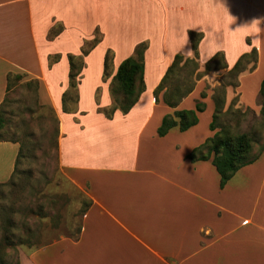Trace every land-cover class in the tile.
Segmentation results:
<instances>
[{"label": "crops", "instance_id": "crops-1", "mask_svg": "<svg viewBox=\"0 0 264 264\" xmlns=\"http://www.w3.org/2000/svg\"><path fill=\"white\" fill-rule=\"evenodd\" d=\"M190 33L201 36L200 69L221 53L227 73L256 50L255 67L239 73L225 97L259 115L264 0H0V105L8 73L42 82L58 119L62 170L90 200L77 238L34 249L19 264H264V145L220 187L211 159L186 157L215 132L207 84L219 79L203 75L176 108L153 95L176 54L194 56ZM142 42L144 90L128 112L108 118L110 81ZM70 55L83 66L62 111ZM197 100L205 107L195 125L157 134L166 114L193 110ZM17 152L16 143L0 141V167L13 171Z\"/></svg>", "mask_w": 264, "mask_h": 264}, {"label": "rangeland", "instance_id": "rangeland-1", "mask_svg": "<svg viewBox=\"0 0 264 264\" xmlns=\"http://www.w3.org/2000/svg\"><path fill=\"white\" fill-rule=\"evenodd\" d=\"M223 70L208 72L214 75L211 82L219 79L214 87L207 84L213 91L212 96L222 97L216 88L232 79L227 73L222 74ZM10 73L20 77L12 79L0 105L5 119L0 132L4 139L15 141L18 148L23 141L27 156L18 165L16 186L0 187V258L3 264H16L23 254L58 239L76 238L90 202L86 189L64 173L58 151L53 148L52 143L58 139L57 117L44 85L26 73ZM113 95L121 98L119 93ZM66 106L62 103V111ZM216 124L226 127L230 135L248 134L252 139L249 158L264 145V123L260 113L257 115L240 106L235 96L229 103L224 98ZM0 168V183L8 181L12 170ZM12 206L14 211L9 214L8 208Z\"/></svg>", "mask_w": 264, "mask_h": 264}, {"label": "trees", "instance_id": "trees-1", "mask_svg": "<svg viewBox=\"0 0 264 264\" xmlns=\"http://www.w3.org/2000/svg\"><path fill=\"white\" fill-rule=\"evenodd\" d=\"M58 29H53L51 34H56ZM200 34L190 33V40L192 49L194 52L193 57H184L181 54H176L167 68L164 76L162 77L158 86L154 89L153 95L157 101L161 94V100L169 107L176 108L180 101L186 97L194 88V85L198 79L210 71H218L226 68L224 57L221 53L214 54L205 64L204 70L201 71L199 63L197 61V46L200 41ZM98 38L95 37L92 41L85 43L82 53L85 54L89 48H91ZM146 49V43H139L134 50L133 55L124 59L117 67L116 73L112 78L111 95L112 104L102 110L103 114L110 118L116 110H120L122 113H126L136 103L139 95L144 90L143 70H144V50ZM69 59V88L63 94V101L65 103L66 98H71L74 94L77 84V76L83 66V60L81 56L70 55ZM257 59V53L255 49L243 54L236 61L231 69L227 71V74L231 76V81L228 85H237V76L239 73L246 69L252 70L255 67ZM112 54L108 51L104 57V76L107 75L108 68L111 65ZM20 77L18 74L8 73L6 78V91L11 86L12 79ZM226 85L221 84L216 89L219 90L222 97L212 96L214 102V111L212 114V120L209 124L210 130L215 131L212 136L205 139V141L199 146L195 147L190 153L187 154V158L191 161L208 160L211 159L217 173L219 174V185L223 187L224 184L236 173V171L252 163L262 151L261 150L253 157L249 158L248 154L251 150L252 139L246 133H240L237 135H230L229 131L224 126H218L216 124L219 114H221V108L224 104ZM114 93H119L121 98L113 97ZM204 92L201 93V97H205ZM261 109L260 117L264 123V78L261 81L259 90ZM4 100V99H3ZM205 103L202 101H196L194 110H175L172 114H166L157 128V134L159 136L165 135L171 128L178 127L179 130L184 131L189 127L197 123V112L204 110ZM66 110V108H64ZM2 110L0 106V130L4 125L5 119L2 117ZM57 129L56 135L58 136V119L56 118ZM0 141H10L2 137L0 132ZM12 142V141H10ZM15 141H13L14 143ZM53 148L58 151V140L53 143ZM27 149L24 142H20L18 152L15 158L14 169L11 173L10 179L6 182L0 183V187L16 186L17 177L19 173L18 165L20 161L27 156ZM89 205V204H88ZM11 208V209H10ZM8 208L14 211V207ZM87 209V207H86ZM85 209V211H86ZM84 211V212H85ZM81 225L78 230L80 233ZM78 235L76 236V238ZM4 262L0 258V264ZM16 264H19L16 263Z\"/></svg>", "mask_w": 264, "mask_h": 264}]
</instances>
